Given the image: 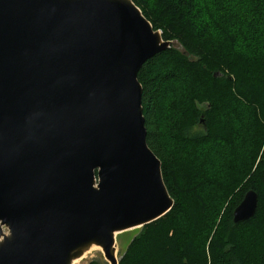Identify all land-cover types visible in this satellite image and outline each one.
Segmentation results:
<instances>
[{
	"label": "water",
	"instance_id": "obj_1",
	"mask_svg": "<svg viewBox=\"0 0 264 264\" xmlns=\"http://www.w3.org/2000/svg\"><path fill=\"white\" fill-rule=\"evenodd\" d=\"M171 43L132 0H0V264H118L116 233L171 209L137 79Z\"/></svg>",
	"mask_w": 264,
	"mask_h": 264
},
{
	"label": "trees",
	"instance_id": "obj_2",
	"mask_svg": "<svg viewBox=\"0 0 264 264\" xmlns=\"http://www.w3.org/2000/svg\"><path fill=\"white\" fill-rule=\"evenodd\" d=\"M132 2L163 40L181 48L171 45L137 73L146 143L173 205L140 228L118 264H264V0ZM163 58L170 70H156ZM182 72L196 87L159 107L162 89ZM234 106L252 121L246 138ZM241 138L252 144L242 161L234 151ZM218 141L230 158L219 163L205 153L202 164L213 165L200 172L192 155ZM248 189L258 195L256 212L234 223L232 211Z\"/></svg>",
	"mask_w": 264,
	"mask_h": 264
},
{
	"label": "rangeland",
	"instance_id": "obj_3",
	"mask_svg": "<svg viewBox=\"0 0 264 264\" xmlns=\"http://www.w3.org/2000/svg\"><path fill=\"white\" fill-rule=\"evenodd\" d=\"M171 45H173L174 47H177L178 49H181L180 46L176 43V41H172ZM161 61H163V65L161 67H157L156 70H163V71H167L170 70V64L171 63L169 61V63L166 61L165 58H163ZM161 68V69H160ZM155 75V74H154ZM190 78L191 75L190 73H179L177 75V79L174 82H169L168 84H166V87L164 89H162L159 97V107H161L162 105L164 106L166 104V102L170 99H173L172 97L178 98L181 97L182 95V91L185 92L186 88H191V87H196L195 86V81H192ZM195 78V77H193ZM179 90V92H178ZM202 106V104L200 105V107ZM234 110H237L238 113H240V120L242 122V124H240L237 129L239 130V134H243V138H246L247 135L245 133H248V126L252 125V121L247 117V113L244 111H241L240 108H235L234 106ZM202 126V125H200ZM245 126V128H244ZM236 131V128H235ZM245 132V133H243ZM234 135L236 136V133H234ZM249 135V133H248ZM238 141V147L235 146V153H236V157L238 156V159H240L241 161L243 159L248 158V155L250 153V150L252 148V144H247L246 140H242L241 139H237ZM199 150H201L200 152L195 153L194 155H192L193 157L196 158V162L199 164V166L197 167V169L201 172V171H208L209 167L211 165H213V163L210 164H202L204 162V158L201 155H204L205 153L208 154V156L211 155V157L214 160H219V163L223 160H228L230 158V155H228L230 147L223 142H214L212 144H208L203 146L202 148L197 147ZM204 159V160H203ZM225 161L222 162L223 165L225 164ZM206 163V160H205ZM202 164V165H200ZM222 165V166H223ZM196 173H198L196 171ZM218 177H215L214 179H217ZM222 180L219 177V181ZM230 198V197H229ZM227 198V199H229ZM229 200H226V202H224L223 204H220V215L222 214V212H224L226 206L228 205ZM219 206V205H218ZM140 228H134V229H130L121 233L116 234L115 236V242H116V259L117 261H119L120 256L123 254L128 242L131 240V238H133L139 231ZM3 231L7 232V229L3 227ZM97 262L98 264H106L108 263L107 260L105 259L103 252L100 250H94L92 251L90 254H88L86 256V258H84L82 261L79 262V264H88L89 262Z\"/></svg>",
	"mask_w": 264,
	"mask_h": 264
},
{
	"label": "bare ground",
	"instance_id": "obj_4",
	"mask_svg": "<svg viewBox=\"0 0 264 264\" xmlns=\"http://www.w3.org/2000/svg\"><path fill=\"white\" fill-rule=\"evenodd\" d=\"M121 233V232H120ZM117 234V233H116ZM94 250H100L102 251L101 247L97 246V245H91L90 247H88L83 253L82 255H80L78 258H75L74 260H72L71 264H79L80 261H82L84 258H86V256L88 254H90L92 251Z\"/></svg>",
	"mask_w": 264,
	"mask_h": 264
}]
</instances>
